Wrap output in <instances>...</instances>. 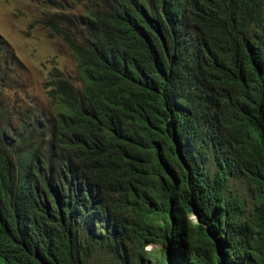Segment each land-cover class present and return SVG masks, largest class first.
Instances as JSON below:
<instances>
[{"label": "trees", "instance_id": "16d2710c", "mask_svg": "<svg viewBox=\"0 0 264 264\" xmlns=\"http://www.w3.org/2000/svg\"><path fill=\"white\" fill-rule=\"evenodd\" d=\"M73 1L82 86L0 96V264H264V0Z\"/></svg>", "mask_w": 264, "mask_h": 264}, {"label": "rangeland", "instance_id": "374dc122", "mask_svg": "<svg viewBox=\"0 0 264 264\" xmlns=\"http://www.w3.org/2000/svg\"><path fill=\"white\" fill-rule=\"evenodd\" d=\"M55 2L66 14L81 12L73 0H0V51L7 50L5 55L11 59L8 65L13 75L0 74V96L7 106L21 97L37 110L52 108L47 83L55 69L63 72L64 79L82 86L78 57L61 35L41 22L48 11L45 6L55 17L60 14ZM5 113L15 119L12 108H7ZM159 248L160 245H148L146 250L155 252Z\"/></svg>", "mask_w": 264, "mask_h": 264}, {"label": "clouds", "instance_id": "9594fccd", "mask_svg": "<svg viewBox=\"0 0 264 264\" xmlns=\"http://www.w3.org/2000/svg\"><path fill=\"white\" fill-rule=\"evenodd\" d=\"M41 1H43L44 2V0H41ZM56 3V2H55ZM57 4V3H56ZM58 5V8H57V13H64V14H66L67 12L65 11H62L61 9H63V7L61 6V5H59V4H57ZM72 13H74V12H71V13H68V15H71ZM78 16V15H77ZM76 55V54H75ZM77 56V55H76ZM78 57V56H77ZM53 72V71H52ZM195 217H193V215H192V217H193V219H195L196 218V215H194Z\"/></svg>", "mask_w": 264, "mask_h": 264}, {"label": "bare ground", "instance_id": "6f19581e", "mask_svg": "<svg viewBox=\"0 0 264 264\" xmlns=\"http://www.w3.org/2000/svg\"><path fill=\"white\" fill-rule=\"evenodd\" d=\"M76 54V53H75Z\"/></svg>", "mask_w": 264, "mask_h": 264}]
</instances>
